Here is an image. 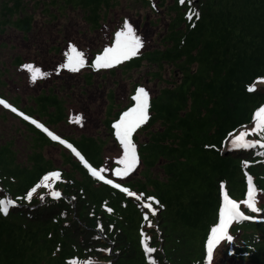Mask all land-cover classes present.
Instances as JSON below:
<instances>
[{
    "label": "trees",
    "instance_id": "trees-1",
    "mask_svg": "<svg viewBox=\"0 0 264 264\" xmlns=\"http://www.w3.org/2000/svg\"><path fill=\"white\" fill-rule=\"evenodd\" d=\"M64 1L85 9L87 22L95 26L100 9L108 8L110 3ZM141 1L144 7L154 2ZM172 1L169 10L174 17L167 27L168 35L162 39L164 50L144 53L140 49L137 56L118 65L124 66L123 74L140 68L142 62L158 66L170 61L181 74L171 90L162 89L150 98V118L141 128L149 130L157 124L158 129L150 131L148 141L138 147L144 167L160 164L166 182L151 178L144 181L149 177L145 173L141 181L124 185L136 193L133 198L119 190L98 193L90 182L76 180L75 176L81 178L84 171L72 166L74 176L63 172L65 184L61 178L55 182L60 198L32 196L29 201L27 192L45 175L58 170L39 153L32 154L28 168L13 165L0 154V199L10 198L16 204L6 217L0 215V264H67L70 259L92 260L93 264H148L144 243L160 245L151 254L156 264H210L206 244L210 229L218 223L221 185L231 199L241 202L246 199L248 176L261 198L257 206L261 212L242 209L253 219L230 225L228 231L234 242L227 253L248 259V264H264V156L257 155L264 149H237L228 143L240 129L248 133L247 140L264 142V134H252L254 114L264 106V87H253L264 80V0H185L183 5L179 0ZM18 5L16 1L14 9L4 8L17 13ZM190 12H198L199 19L188 20ZM12 26L22 34L32 28L29 18L17 19ZM3 32L0 25V34ZM109 69H100L105 71L103 79L116 76V70L110 77L105 76ZM92 72L88 78L94 77ZM250 86L254 91L247 90ZM139 87H132V96ZM163 95L171 97L165 99ZM51 102L53 112H44L37 121L42 123L40 120L45 118L48 124L66 122L64 108L56 107L60 101L55 97ZM16 119L29 127L38 146L59 147L46 133L20 117ZM67 141L85 161L94 164V169H99L101 147L91 148L92 139ZM107 197L113 199L109 204L104 202ZM149 197L159 201L152 204L156 216L142 207ZM107 209L124 215L125 227L112 229L120 239L116 245L110 237V220L104 216ZM148 223L155 228L148 227ZM188 237L197 245L190 252H186Z\"/></svg>",
    "mask_w": 264,
    "mask_h": 264
},
{
    "label": "rangeland",
    "instance_id": "rangeland-1",
    "mask_svg": "<svg viewBox=\"0 0 264 264\" xmlns=\"http://www.w3.org/2000/svg\"><path fill=\"white\" fill-rule=\"evenodd\" d=\"M16 1L19 3V10L17 13H10L7 9H14ZM153 1L151 7H144L141 0H110L108 8L100 9L97 26H95L87 22L85 9L81 6L67 4L64 0H0V25L4 29V32L0 34V99L38 120L44 112H53L54 106L51 101L56 97L60 101L56 107L64 108V114L67 115L66 122L62 120L58 124H48L47 120L42 118L41 124L44 123L46 128L65 141L67 139L79 141L81 137L92 139L91 148L101 147L102 164L99 169H105L101 175L106 179H112L114 183H119L122 187L128 183L141 181L145 173L149 175V177H144V181L147 182L156 179L165 183L166 177L160 164L146 169L139 158L137 167L127 177L121 179L114 176L113 173L117 167L115 161L122 156L123 151L114 132H109L107 122H109L108 127L112 128L113 122L110 121L115 118L117 121L120 115L128 109L126 105L133 106L134 102L131 103L128 99L132 98L131 89L134 85L139 84L148 91L150 98H155L162 89L171 90L173 85L178 84L181 74L176 71L170 61L158 66H149L147 62H142L140 68L123 74L121 71L124 66L112 67L105 76L110 77L114 70L117 71L116 76L112 79H103L101 75L105 71L94 70L92 62L105 47L112 44L115 32L121 29L125 20L132 25L136 35L142 41L141 49L144 53L163 51L166 45L162 39L168 35L167 27L171 18L174 17L172 10H169L173 1L163 0V4L161 0ZM23 18L31 20L32 28L27 34H22L12 26V22ZM69 45L76 46L86 55V64L79 72L73 73L60 69V65L65 60L64 53L67 52ZM22 62L33 63L35 67L47 73V77L32 83L30 74L23 70V66L17 69V65ZM91 72L94 77L88 78ZM152 74H157V77L153 78ZM38 82L40 84L37 85ZM255 85V87H264V82L260 81ZM171 95H163V97L168 99ZM76 116L82 117L80 123L74 122L73 118ZM16 117L19 116L0 106V154L6 157V161L28 168L32 154L39 153L46 162L51 164L52 168L60 171L59 178L64 184L66 182L65 173L74 176L72 166H80L84 174L81 178L76 175V180L90 182L98 193L108 191L113 194L115 190H119L104 184L102 180L97 179V181L84 167L81 160L75 161L73 152L63 145L59 144V147L55 145L38 146L29 127L22 125ZM155 129H158L157 124L149 130L139 128L133 135L136 147L147 142L148 133ZM85 162L92 168L95 167L93 163ZM83 167L88 173H85ZM56 181L57 179L50 180L49 184L53 191L59 192L55 188ZM43 195L52 197L49 189L43 186L36 189L33 197H43ZM112 200L107 197L104 202L109 204ZM258 201L257 206L262 202L259 196ZM244 208H246L245 205L241 211ZM104 216L106 220H110L109 230L123 226L122 211L112 209L108 211L107 209ZM149 225L151 223L147 226L155 228L154 224ZM115 236L118 238L117 234L112 231L110 237L114 245L120 241L119 238L115 241L113 239ZM137 237L142 238L140 234ZM235 239H238L237 235ZM233 242L234 237L231 243L222 241L216 246L209 263L248 264V259H238L227 253ZM185 244L188 247L186 252L197 247L192 237H188ZM138 247L141 250L140 245ZM149 247L154 248L155 251L160 249L157 243H151Z\"/></svg>",
    "mask_w": 264,
    "mask_h": 264
},
{
    "label": "snow or ice",
    "instance_id": "snow-or-ice-1",
    "mask_svg": "<svg viewBox=\"0 0 264 264\" xmlns=\"http://www.w3.org/2000/svg\"><path fill=\"white\" fill-rule=\"evenodd\" d=\"M180 4L183 5L185 0H179ZM193 17L199 19L198 12H190L187 15L188 20H192ZM143 47V43L140 38L136 35L132 25L125 20L120 30L115 32L114 40L112 44L105 47L101 54L95 57L92 62V67L94 70L108 69L115 67L126 60H129L139 53V50ZM65 60L60 65V69H66L69 72H79L82 67L86 64V55L84 52L79 51L76 46L69 45L67 52L64 53ZM23 70H26L30 74V80L35 83L38 79H44L47 77V73L43 72L39 67H35L32 64H25ZM264 82V81H262ZM249 92L254 91L253 87H248ZM133 106L124 111L119 119L112 124L114 129V135L116 140L122 147L123 154L118 158L115 163L117 167L114 170L113 175L118 178H125L130 173H132L138 164L137 147L133 141L134 133L147 123L149 117L150 108V95L145 88L139 87L135 91V95L132 96ZM0 106L5 109L10 110L19 117H22L25 121L33 124L37 129L46 133L47 136L54 142H58L65 148L70 149L75 156H77L84 167L88 169L91 175L102 180L104 184L111 185L114 189H119L120 192L126 193L128 196H136V193L130 191L128 188L122 187L119 183H114L112 179H106L101 173L105 171L104 168L96 169L92 168L87 162H85L84 157L76 150V148L60 138L58 135L54 134L43 124L39 123L37 120L29 117L28 115L20 112L17 108L10 105L3 99H0ZM74 122L80 123L82 117L76 116L73 118ZM254 128L252 129V134H264V106H261L254 114L253 117ZM232 135V134H230ZM248 135L247 132L241 131L238 136H236L232 141V145L237 149H264V142L249 141L246 139ZM261 140H264V135H261ZM257 155L264 156V151H258ZM245 167L247 163L245 162ZM247 176V173H245ZM61 173L58 171L51 172L42 178L41 183L37 184L30 191L27 192L26 198L30 201L36 189L43 186L47 187L51 192L53 198H60L61 194L57 191L52 190L50 180L58 179ZM222 203L219 207L218 212V223L210 229V233L207 238L206 252L207 261L210 262L213 257L214 248L218 246L222 241H227L231 243L233 237L229 234V227L234 222H242L246 220H251L253 217L245 215L241 211V204L245 205L246 208L252 213L259 214L261 209L257 207L258 204V192L254 187L252 178L247 177V193L246 199L241 202H237L229 197L226 191H224V186L221 185ZM43 199V197H41ZM138 200H142V197L137 196ZM148 203H142V207L148 208L155 215V209L152 208V204H159V201L155 200L154 197L148 198ZM16 207L15 202L10 198L0 199V215L7 216L11 208ZM111 211V209H108ZM145 220H148V216L145 215ZM151 226V225H149ZM102 230V229H101ZM143 243V242H142ZM144 253L149 257L148 264H156V261L151 259V254L155 252L154 248H151L144 243ZM67 264H93L92 260L79 261L76 259H70Z\"/></svg>",
    "mask_w": 264,
    "mask_h": 264
}]
</instances>
